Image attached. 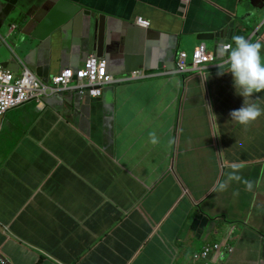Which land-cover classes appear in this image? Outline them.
Wrapping results in <instances>:
<instances>
[{"label": "crops", "instance_id": "obj_1", "mask_svg": "<svg viewBox=\"0 0 264 264\" xmlns=\"http://www.w3.org/2000/svg\"><path fill=\"white\" fill-rule=\"evenodd\" d=\"M7 1L1 69L17 76L24 67L47 83L81 68L91 52L87 11L104 17L106 73L145 78L3 116L0 260L264 264V91L244 98L262 112L241 125L228 114L242 98L229 73L217 75L227 65L176 72L179 53L222 44L197 36L230 23L231 38L260 43L264 62V0ZM213 245L217 253L193 259Z\"/></svg>", "mask_w": 264, "mask_h": 264}, {"label": "built area", "instance_id": "obj_2", "mask_svg": "<svg viewBox=\"0 0 264 264\" xmlns=\"http://www.w3.org/2000/svg\"><path fill=\"white\" fill-rule=\"evenodd\" d=\"M189 1V0H184ZM135 25L147 30L149 22L137 18ZM225 45V52L229 51V46ZM221 67V60L216 53H210L204 43L196 47L191 56L186 53H179L176 63L177 74H200L208 69ZM17 76L9 71L0 68V120L10 110L21 105L34 101L38 105L45 98L57 95L59 92H72L80 97L98 99L101 91L113 85H120L132 81L141 80L144 74L133 72L128 76L114 79L106 73L104 62L91 55L81 68L63 69L59 74L53 76L47 83L35 78L26 68L22 67ZM220 250L218 245L205 248L200 255L193 256L194 260H205L212 252ZM0 264H7L0 260Z\"/></svg>", "mask_w": 264, "mask_h": 264}, {"label": "clouds", "instance_id": "obj_3", "mask_svg": "<svg viewBox=\"0 0 264 264\" xmlns=\"http://www.w3.org/2000/svg\"><path fill=\"white\" fill-rule=\"evenodd\" d=\"M231 41L228 46L230 50L227 52L224 44L217 47L216 55L221 58V67L227 65V71H217V75L230 74L233 94L241 97L242 103L239 108L230 111L228 116L229 119L245 125L262 112L257 104H245L243 101L244 98L254 99V94L264 91V62L261 60L259 42H252L242 35H234ZM152 142L155 143L154 137Z\"/></svg>", "mask_w": 264, "mask_h": 264}, {"label": "water", "instance_id": "obj_4", "mask_svg": "<svg viewBox=\"0 0 264 264\" xmlns=\"http://www.w3.org/2000/svg\"><path fill=\"white\" fill-rule=\"evenodd\" d=\"M7 2H8L7 0H0V5L2 6V10L0 13L1 18L4 17L6 11H9V5L7 4ZM81 16L88 19V23L90 27L89 29L91 30V34L88 35V42L90 45L91 52L88 55L89 56L93 55L96 58L100 59L102 55V51H103V46H104V26H103L104 17L89 13L87 11L81 12ZM233 30H234V24L232 23L222 25V27L216 32L211 31V32L201 33L199 36H197V40L202 41V42L217 40V42L215 41V43L220 42L225 45L226 43L230 42L229 40L232 36ZM8 35H10V33L5 35V38H7ZM217 47H218L217 44H215L214 52H216ZM62 94H63L62 92H59L55 96H61ZM73 94L79 99H89L87 98V96L80 97L76 95L75 93Z\"/></svg>", "mask_w": 264, "mask_h": 264}, {"label": "rangeland", "instance_id": "obj_5", "mask_svg": "<svg viewBox=\"0 0 264 264\" xmlns=\"http://www.w3.org/2000/svg\"><path fill=\"white\" fill-rule=\"evenodd\" d=\"M3 140V135H0V142H2Z\"/></svg>", "mask_w": 264, "mask_h": 264}]
</instances>
